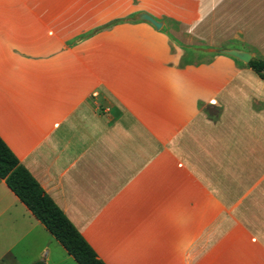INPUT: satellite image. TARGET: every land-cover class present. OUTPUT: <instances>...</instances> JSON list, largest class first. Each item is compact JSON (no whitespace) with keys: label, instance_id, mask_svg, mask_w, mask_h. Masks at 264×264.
I'll return each mask as SVG.
<instances>
[{"label":"crops","instance_id":"crops-1","mask_svg":"<svg viewBox=\"0 0 264 264\" xmlns=\"http://www.w3.org/2000/svg\"><path fill=\"white\" fill-rule=\"evenodd\" d=\"M38 1L0 0V35L23 38L0 37V138L97 258L264 264V80L222 55L180 68L179 50L145 23L68 42L53 3L87 20L94 2L115 0ZM170 1L187 3V34L264 59V0ZM198 101L222 108L216 125ZM189 125L219 135L192 159L170 151ZM57 252L67 255L0 179V264H51Z\"/></svg>","mask_w":264,"mask_h":264},{"label":"rangeland","instance_id":"rangeland-1","mask_svg":"<svg viewBox=\"0 0 264 264\" xmlns=\"http://www.w3.org/2000/svg\"><path fill=\"white\" fill-rule=\"evenodd\" d=\"M91 3L89 6L92 5ZM97 3L98 4H95L94 2L92 7L99 5L101 8L99 14L87 20L79 18V14L77 13L78 9L75 7L73 8L74 13L71 15L69 10L70 8L67 7L68 4L66 2H55L52 4L53 8L68 16L66 19L68 32H74L72 37L68 39V42L71 41L72 43H75L82 41L93 34L118 25L134 26L145 23L148 24L154 32L161 33L163 36H166L168 38V44H170L173 51L176 49L179 50L180 68H183L186 65H192L195 68L212 65L214 63V59L217 56H220L215 53V50H228V47H230L228 43H219L214 40L208 41L210 36H204L201 32L198 33L199 29L197 28L193 29L196 33L194 36L186 33L187 28L181 25V18L177 17L178 14H181L183 8L187 7V3L185 2L178 3L170 0H164L161 3H157L155 0H115L107 4H103V2ZM43 5H47L46 2L44 3L43 0L38 1L36 4V6H38L37 9L41 10ZM74 5L77 6V4H70L72 7ZM143 15H148L156 22L160 23V29L156 30L154 26L144 21L142 19ZM14 21L15 20H7V28H12L14 26ZM117 21L119 22L115 23ZM30 24L31 23L29 22L28 25ZM20 26L23 25L20 24ZM86 27H89V29L84 30ZM206 30H211V28L208 29V27H206ZM3 34L5 35H0V37L4 38L3 40L5 43H13L15 41L23 42L21 35L17 38L15 35H11L9 33ZM201 38H206V40L201 41ZM2 52L3 51L0 48V61L2 60L3 65H5L8 60L4 54L1 55ZM235 62L238 66H243V63L237 60H235ZM196 112V114L201 116L204 120H206V122L216 125L220 120L222 108L219 107L218 103L216 105L214 101H198L196 105ZM189 126L190 127L186 131H182L180 135H178L176 142L171 143L170 151H172V153H176L177 151V155H179V157L186 155L189 159H192L202 156L205 150V142L208 139H216L219 135L214 132L208 133L197 126L194 128H192L191 125ZM193 142L195 143L194 148L191 146V143ZM193 164L197 166L199 165L196 162ZM179 166L180 169H184L185 163L181 162ZM181 166H183V168ZM62 252L53 254L51 264H76L72 258ZM20 261L21 264H31V261L29 262V260Z\"/></svg>","mask_w":264,"mask_h":264},{"label":"trees","instance_id":"trees-1","mask_svg":"<svg viewBox=\"0 0 264 264\" xmlns=\"http://www.w3.org/2000/svg\"><path fill=\"white\" fill-rule=\"evenodd\" d=\"M246 66L260 80H264V59L252 58ZM0 179L76 264H103L1 138Z\"/></svg>","mask_w":264,"mask_h":264},{"label":"water","instance_id":"water-1","mask_svg":"<svg viewBox=\"0 0 264 264\" xmlns=\"http://www.w3.org/2000/svg\"><path fill=\"white\" fill-rule=\"evenodd\" d=\"M142 19L148 23H150L154 28L160 29L161 24L156 22L152 17L148 15H143ZM216 54L228 56L230 58H233L243 64H248V62L252 59L251 55L247 52H241L237 50H215Z\"/></svg>","mask_w":264,"mask_h":264}]
</instances>
